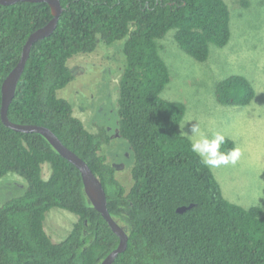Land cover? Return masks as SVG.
<instances>
[{
    "label": "trees",
    "instance_id": "16d2710c",
    "mask_svg": "<svg viewBox=\"0 0 264 264\" xmlns=\"http://www.w3.org/2000/svg\"><path fill=\"white\" fill-rule=\"evenodd\" d=\"M60 1L64 10L56 29L31 48L9 118L52 129L101 179L109 211L128 234V246L113 264H264V207H245L225 196L213 169L179 131L185 103L162 96L171 72L160 42L174 29L181 49L206 61L211 45L224 47L231 39L228 3ZM52 17L45 1L0 3V180L8 173L23 179L0 205V264H100L120 242L88 198L79 168L41 133L16 131L2 120L3 82L30 34ZM120 40L124 64L115 121L94 132L59 90L76 79L73 57ZM216 96L222 104L245 106L256 89L246 76L232 74L218 82ZM114 143L115 153L130 154L121 155L129 160L123 178L104 153ZM234 147L225 138L220 150ZM45 163L51 167L48 178ZM183 206L189 207L179 211ZM52 208L77 215L60 241L45 228Z\"/></svg>",
    "mask_w": 264,
    "mask_h": 264
},
{
    "label": "rangeland",
    "instance_id": "374dc122",
    "mask_svg": "<svg viewBox=\"0 0 264 264\" xmlns=\"http://www.w3.org/2000/svg\"><path fill=\"white\" fill-rule=\"evenodd\" d=\"M225 1L231 10V39L224 47L211 45L206 61H197L182 50L173 37L174 29L160 42L163 44L161 54L171 72V80L162 96L185 103L186 113L179 131L192 141L200 134L212 137L219 132L235 142L241 152L237 163L212 168L216 178L229 200L245 207H264V0H248L247 6L242 0ZM116 42L103 44L91 54L73 57L70 65L76 79L59 90V95L73 104L75 115L94 132L103 124L109 126L115 121L124 64L120 53L124 41ZM232 74H242L254 84L256 97L250 104L226 105L218 101V82ZM193 127L199 128L194 135ZM115 145L105 148L104 153L123 178L129 160L121 155L130 154L125 150L115 153ZM43 167L44 178H48L50 164L45 163ZM22 184L23 179L15 173L1 179L0 205ZM76 220V214L52 208L47 213L45 228L55 241H60Z\"/></svg>",
    "mask_w": 264,
    "mask_h": 264
},
{
    "label": "water",
    "instance_id": "95a60500",
    "mask_svg": "<svg viewBox=\"0 0 264 264\" xmlns=\"http://www.w3.org/2000/svg\"><path fill=\"white\" fill-rule=\"evenodd\" d=\"M18 1H45L51 6L53 17L49 20L48 23L36 29L30 34L24 45L22 56L19 62L3 82L1 105L2 120L7 126L15 129L16 131L41 133L48 139V141L63 157L67 158L70 162H72L79 168L83 178L84 189L88 198L90 199L94 207L102 213L103 217L107 220L113 231L120 237L119 245L112 252H110L108 256L104 258L100 263L113 264L118 255L126 250L128 246V234L124 227L114 219L109 211L107 194L101 179L94 173L92 168L83 158H81L77 153H75L62 142V140L55 134L52 129L43 125L16 123L9 118V107L16 94L19 80L25 69L33 44L36 41L43 39L54 32L60 16L64 10V7L60 0H0V3L10 5ZM188 207L189 206H183L178 210L184 211Z\"/></svg>",
    "mask_w": 264,
    "mask_h": 264
},
{
    "label": "clouds",
    "instance_id": "9594fccd",
    "mask_svg": "<svg viewBox=\"0 0 264 264\" xmlns=\"http://www.w3.org/2000/svg\"><path fill=\"white\" fill-rule=\"evenodd\" d=\"M199 132L198 127L192 128V134ZM225 143V136L219 132L212 137L200 134L194 139L190 148L199 158L200 162L208 168H219L222 165H235L241 155L239 147H234L228 152H222L221 145Z\"/></svg>",
    "mask_w": 264,
    "mask_h": 264
},
{
    "label": "flooded vegetation",
    "instance_id": "af4514ba",
    "mask_svg": "<svg viewBox=\"0 0 264 264\" xmlns=\"http://www.w3.org/2000/svg\"><path fill=\"white\" fill-rule=\"evenodd\" d=\"M116 135H119L118 133H116Z\"/></svg>",
    "mask_w": 264,
    "mask_h": 264
}]
</instances>
